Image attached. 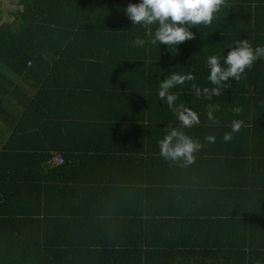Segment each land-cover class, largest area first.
Masks as SVG:
<instances>
[{"label":"trees","instance_id":"1","mask_svg":"<svg viewBox=\"0 0 264 264\" xmlns=\"http://www.w3.org/2000/svg\"><path fill=\"white\" fill-rule=\"evenodd\" d=\"M139 2L18 0L0 23V264H264V59L210 102L190 82L172 90L200 114L184 129L202 144L193 170L169 168L158 147L179 126L159 82L191 72L210 87L207 57L264 45V0H227L171 47L132 24L124 9ZM233 119L244 126L225 142ZM57 152L64 163L50 167ZM98 156L106 180L85 174Z\"/></svg>","mask_w":264,"mask_h":264},{"label":"clouds","instance_id":"2","mask_svg":"<svg viewBox=\"0 0 264 264\" xmlns=\"http://www.w3.org/2000/svg\"><path fill=\"white\" fill-rule=\"evenodd\" d=\"M222 7H228L227 0H140L139 3H129L124 11L133 25H141L146 30L147 43L171 47L194 39L195 34L191 29L212 24ZM132 43L135 47L143 48L146 40L137 36ZM259 59H264V45L253 46L248 39H241L229 47L227 55L223 58L218 55L207 57L209 69L207 80L210 87H201L191 72L187 74L172 72L159 82L158 96L179 122L178 127L169 125L164 130L162 138L158 140L160 155L165 160L187 167L195 162L194 154L202 147L199 140L184 132V129L200 124V114L185 103H178L179 94L172 90L190 82L195 97L210 102L213 97L222 95L229 87L230 80L239 81L246 70ZM219 111V104H207V119L212 123H219L215 115ZM231 111L238 117L243 109L242 106H233ZM243 126L242 119H233L229 124L230 130L223 135V140L230 142ZM205 140L214 143L216 137L209 135Z\"/></svg>","mask_w":264,"mask_h":264},{"label":"crops","instance_id":"3","mask_svg":"<svg viewBox=\"0 0 264 264\" xmlns=\"http://www.w3.org/2000/svg\"><path fill=\"white\" fill-rule=\"evenodd\" d=\"M3 12H2V14H3ZM61 154L62 153H58V152L57 153H52V158L48 161V164H49L50 167H54V166L61 165L59 163H56V162H53L52 161L56 156L61 155ZM88 160L89 159L88 158H85V157H82L81 159L80 158H77V157L74 158V161H75L76 165L77 164H80L82 167H84L86 165V163L88 162ZM104 160H105V157H101V156L100 157L99 156L98 157H94V160L91 161L90 163H88L86 165L87 170L85 171V174H89V173H92L93 172V175L90 176V177H94L96 179H98V177H99V178H101L103 180H106V176L109 174V170L107 168L108 164H106V162ZM103 161H104V164H103V167L104 168H102V166H101L102 165L101 163H103ZM179 167H181V166L178 165V164H171L169 168H171V169H174V168L179 169ZM182 168H184V167H181V169ZM188 168H189V170L190 169L193 170V168H191V165L188 166ZM74 169L77 170V171H80L81 174L84 172L83 168H81L79 166H75ZM164 169H167V167H164ZM112 173H116L117 174V170L115 169ZM75 176H77V175L75 174ZM172 176L174 178L183 179V177L180 176V175H178V174L176 175V177L174 175H172ZM190 178H194V177H189V179ZM95 186L96 187L97 186H100V188H112L115 185H114V183H108V182L101 183L100 182L98 185L95 183Z\"/></svg>","mask_w":264,"mask_h":264},{"label":"rangeland","instance_id":"4","mask_svg":"<svg viewBox=\"0 0 264 264\" xmlns=\"http://www.w3.org/2000/svg\"><path fill=\"white\" fill-rule=\"evenodd\" d=\"M17 8L18 0H0V23L12 22L16 15Z\"/></svg>","mask_w":264,"mask_h":264},{"label":"built area","instance_id":"5","mask_svg":"<svg viewBox=\"0 0 264 264\" xmlns=\"http://www.w3.org/2000/svg\"><path fill=\"white\" fill-rule=\"evenodd\" d=\"M52 161L59 163V164H62L64 162V158L62 157V155H58Z\"/></svg>","mask_w":264,"mask_h":264}]
</instances>
